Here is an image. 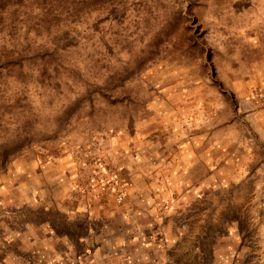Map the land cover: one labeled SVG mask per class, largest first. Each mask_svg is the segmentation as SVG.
Wrapping results in <instances>:
<instances>
[{"label": "rangeland", "instance_id": "1", "mask_svg": "<svg viewBox=\"0 0 264 264\" xmlns=\"http://www.w3.org/2000/svg\"><path fill=\"white\" fill-rule=\"evenodd\" d=\"M139 154L147 215L59 213ZM0 264H264V0H0Z\"/></svg>", "mask_w": 264, "mask_h": 264}, {"label": "crops", "instance_id": "2", "mask_svg": "<svg viewBox=\"0 0 264 264\" xmlns=\"http://www.w3.org/2000/svg\"><path fill=\"white\" fill-rule=\"evenodd\" d=\"M141 158L139 154L138 158L132 161V164L127 161L118 164V174L125 191L123 201L118 205L112 201V196L105 197L103 192L75 196L71 192L72 189L75 187L80 189V185L83 183L79 181L76 174L74 175L73 169L67 162L57 164L55 175L63 180L66 186V192L63 196L65 200L64 207H59L57 210L69 221L79 214L86 216L89 222L91 220L92 222L101 220L103 225L111 223L114 218L120 220L125 227H128L129 221H138L139 217L149 213L153 205V175L150 176L149 181L142 182V177L138 174V168L143 165ZM144 175L147 179L148 173L145 172ZM147 182L150 185L149 189ZM138 224L136 223V225Z\"/></svg>", "mask_w": 264, "mask_h": 264}, {"label": "built area", "instance_id": "3", "mask_svg": "<svg viewBox=\"0 0 264 264\" xmlns=\"http://www.w3.org/2000/svg\"><path fill=\"white\" fill-rule=\"evenodd\" d=\"M97 169H101V167L98 166ZM110 183H112L113 188H119L120 187L118 185V182H116V180H115V176H113L112 179L109 182H107V184H110ZM121 199H122V196H118V200L120 201Z\"/></svg>", "mask_w": 264, "mask_h": 264}]
</instances>
